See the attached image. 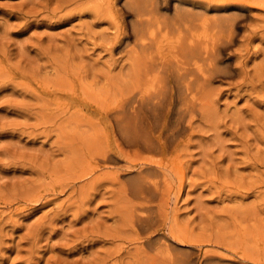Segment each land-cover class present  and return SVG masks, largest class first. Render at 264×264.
Segmentation results:
<instances>
[{"label":"rangeland","instance_id":"rangeland-1","mask_svg":"<svg viewBox=\"0 0 264 264\" xmlns=\"http://www.w3.org/2000/svg\"><path fill=\"white\" fill-rule=\"evenodd\" d=\"M138 1L0 0V264H264V0ZM203 21L196 103L173 66L147 103L148 53Z\"/></svg>","mask_w":264,"mask_h":264},{"label":"bare ground","instance_id":"bare-ground-1","mask_svg":"<svg viewBox=\"0 0 264 264\" xmlns=\"http://www.w3.org/2000/svg\"><path fill=\"white\" fill-rule=\"evenodd\" d=\"M126 1V0H125ZM128 2H129V0H127ZM130 1H132V0H130ZM133 1H135V0H133ZM138 3H139V1L138 0H136ZM143 1V0H142ZM172 1V0H171ZM141 2V1H140ZM126 3V2H125ZM132 3V2H131ZM131 3H130V6H132L131 5ZM134 4H135V2H133ZM173 3V2H172ZM194 3V2H193ZM128 5H129V3H127ZM140 4V3H139ZM194 5V4H193ZM136 6H137V4H136ZM136 6H134V8L136 7ZM139 6V5H138ZM141 7V6H140ZM143 7V6H142ZM174 7V6H173ZM177 8H178V6H176ZM129 8H131V7H129ZM181 8H182V6H181ZM222 8V7H221ZM225 8V7H224ZM138 9V8H137ZM136 9V10H137ZM149 9H151V8H149ZM174 9V8H173ZM191 9V8H190ZM190 9H188V10H190ZM218 9V8H217ZM188 10H186V11H188ZM135 11V10H134ZM133 11V12H134ZM149 11V10H148ZM151 11H153V9L151 10ZM150 11V12H151ZM204 11V10H203ZM216 11V10H215ZM220 11V10H219ZM224 11V10H223ZM150 12H149V14H150ZM156 11H154V13H155ZM176 12V11H175ZM184 12H185V10H184ZM190 12V11H189ZM195 12V11H194ZM199 12H202V10L201 11H199ZM137 13H139L138 11H137ZM182 13V12H181ZM205 13V12H204ZM140 14V13H139ZM148 14V15H149ZM162 14V13H161ZM183 14V13H182ZM199 14V13H198ZM142 15H143V13H141V17H142ZM148 15H147V17H148ZM151 15V14H150ZM154 15V14H153ZM160 15V14H159ZM180 15V14H179ZM219 14H216V16H218ZM223 15V14H222ZM144 16H145V14H144ZM167 16V15H166ZM177 16H178V14H177ZM186 16V15H185ZM211 16V15H210ZM216 16L214 17L213 16V18L215 19L216 18ZM193 17V16H192ZM198 17V16H197ZM201 17V16H200ZM199 17V18H200ZM145 18V17H144ZM165 18V17H164ZM168 18V17H167ZM180 18H182L181 16H180ZM183 18H184V16H183ZM196 18V17H195ZM143 19V18H142ZM148 19V18H147ZM166 19V18H165ZM191 20H192V18H190ZM189 19V20H190ZM202 19V18H201ZM200 19V20H201ZM212 19V18H211ZM214 19H212L213 21H214ZM219 19V18H218ZM132 20V19H131ZM144 20V19H143ZM181 20V19H180ZM196 20V19H195ZM130 21V20H129ZM133 21V20H132ZM147 21V20H146ZM166 21H168V20H166ZM182 21H183V19H182ZM205 21V20H204ZM202 22L201 23V25L200 26H198V27H200V28H202V31L200 32H198L197 33V36H195V35H189V36H185V37H182L181 38V36H177V39H176V41H170V42H168V44H169V48H171V51L173 52V57L175 58V61L174 62H169V60L167 59V57L164 55V52L161 50L159 53V55H154L153 53H148V55H147V58L149 59L148 61H147V64H145V76L147 77V79H148V82L150 83V86H152L151 88H149L148 89V102L147 103H151L154 99H156V98H158L159 100H157V102L154 100L153 101V104H154V102H156V106H154V107H157V104L160 106L161 105V103H163V101H160L161 99H162V97H161V93L163 92V88H161V91H157V81H158V79H159V82H160V86H164V88H165V85H163L162 83H163V80L165 81V79L166 78H164L163 76L164 75H162L163 73H165V74H168L167 72L169 71V67L168 66H173V67H176V70H175V74H176V80H177V85H178V87H177V92H178V99H180V101H181V103H184V102H188L189 104V106H187V110H188V108L190 107V105H191V103L193 104L194 102L196 103V100L198 99H196V93H195V90H197V89H199L198 88V86H197V89H195V85H194V83H195V79H196V76H197V78H200V80H198V81H201V77L202 78H206L207 77V72H206V69H205V67H204V64H202V60H205L206 59V53H207V55H208V57L207 58H209L210 56H209V46L208 45H202V43L204 44V40H205V38L208 36V35H205L204 36V34L203 33H205L206 31V28H207V26L208 25H206V23L205 22ZM135 22V21H134ZM134 22H133V24H134ZM138 22H141V21H138ZM147 22H150L149 20L147 21ZM146 22V23H147ZM173 22H175V21H173ZM145 23V22H144ZM153 24H155L154 22H152ZM158 23V22H157ZM179 23H180V21H179ZM200 23V22H199ZM215 23V22H214ZM143 24V23H142ZM150 24H151V22H150ZM193 24V23H192ZM132 25V24H131ZM139 25V24H138ZM137 25V26H138ZM160 25V24H159ZM158 25V27H161V26H163L164 24H162V25H160L159 26ZM142 26V25H141ZM177 26H180V25H177ZM183 26V25H182ZM217 26V25H216ZM155 27L156 26H154V27H151V28H154V30H150V31H148V32H145L144 34H143V36L140 38V40L138 41V42H141V48H142V50H148V49H150L153 45H154V40H155V35H157V33H158V31L157 30H155ZM157 27V28H158ZM167 27V26H166ZM181 27V26H180ZM184 27L186 28V25H184ZM184 27H183V29H184ZM193 27V26H192ZM146 28H148V27H146ZM151 28H149V29H151ZM189 28V27H188ZM195 28H196V26H195ZM142 29V28H141ZM149 29H145L146 31L147 30H149ZM160 29V28H159ZM162 29V28H161ZM180 29V28H179ZM138 30V29H137ZM143 30V29H142ZM141 30V31H142ZM144 30V31H145ZM140 31V32H141ZM144 31H142V32H144ZM180 30H178V32H179ZM139 32V31H138ZM140 32L138 33V34H140ZM181 32V31H180ZM135 34H137L136 33V31H135ZM181 35H183V34H181ZM133 36V35H132ZM137 36V35H136ZM139 37V36H138ZM135 38V37H134ZM139 39V38H138ZM166 39H168L169 40V37H167ZM204 39V40H203ZM148 40L150 41V42H148ZM184 40H185V42H184ZM132 41H134L133 39H132ZM226 41V40H225ZM133 43V42H132ZM127 44V43H126ZM136 45V44H135ZM134 45V46H135ZM136 47V46H135ZM184 49L186 50V49H188V51H186V52H184ZM211 49V48H210ZM141 50V51H142ZM197 50V51H196ZM188 52V53H187ZM211 52V51H210ZM139 53V52H138ZM141 53V52H140ZM142 53H145V51L144 52H142ZM138 56L140 55V54H137ZM135 57V56H134ZM134 59V58H133ZM135 59H137V57L135 58ZM138 60H140V58H138L136 61H138ZM143 60H145L144 58H143ZM147 60V59H146ZM135 61V62H136ZM142 61V60H141ZM141 61H138V62H141ZM138 62H136L138 65H139V63ZM144 62H146V61H144ZM207 62V61H206ZM135 63V64H136ZM213 63V62H212ZM214 64V63H213ZM137 65V66H138ZM142 66V65H141ZM137 68V67H136ZM140 68V67H139ZM137 71V70H136ZM141 70H139V72H140ZM213 71H215V70H213ZM138 72V71H137ZM196 72H197V74H196ZM211 72V71H210ZM138 74V73H137ZM141 74V73H140ZM162 76H161V75ZM194 74V76H195V79H194V77L192 78V75ZM3 75L4 74H2V77H3ZM143 75V74H142ZM212 75H213V73H212ZM8 76V75H7ZM145 77V78H146ZM1 78V77H0ZM137 78V77H136ZM138 79V78H137ZM136 79V80H137ZM203 79V80H204ZM141 81V80H140ZM144 81V80H143ZM143 81H141V82H143ZM197 81V80H196ZM197 81V82H198ZM197 82H196V84H197ZM206 82V81H205ZM209 82V81H208ZM138 83H139V81H138ZM199 83H201V82H199ZM135 85V84H134ZM205 86V85H204ZM203 86V87H204ZM200 87V86H199ZM202 87V86H201ZM201 87H200V89L199 90H201ZM205 88V87H204ZM204 88H203V90H204ZM199 90H197V91H199ZM206 90V89H205ZM202 91V90H201ZM200 91V92H201ZM137 93V92H136ZM135 93V94H136ZM202 93V92H201ZM203 93H205V91L203 92ZM133 96V95H132ZM201 96H202V94H201ZM203 96H204V94H203ZM172 97H173V94H172ZM203 98V97H202ZM201 98V99H202ZM169 99V98H168ZM140 100V99H139ZM138 100V101H139ZM125 102V101H124ZM132 102V101H131ZM136 102V101H135ZM172 102H173V100H171V101H169L168 102V106H165L164 107V109H165V116L167 117L168 116V114L171 112V110L173 109L172 107H171V105H172ZM200 103V102H199ZM132 104V103H131ZM134 104V103H133ZM144 104V103H143ZM137 105H138V102H137ZM205 105V104H204ZM124 106V105H123ZM158 106V107H159ZM176 106V105H175ZM203 106V105H202ZM148 107V106H147ZM147 107H146V109H147ZM151 108V107H150ZM162 108V107H161ZM194 108V107H193ZM143 109H145V108H143ZM149 109V108H148ZM185 109V110H186ZM199 109V108H198ZM200 109H201V107H200ZM152 110V109H151ZM153 110H154V108H153ZM184 109H179V112L181 113V111H185ZM126 111H128V110H126ZM191 111V110H190ZM151 112V111H150ZM178 112V113H179ZM193 112V111H192ZM201 112H202V110H201ZM137 113V112H136ZM161 113V112H160ZM177 113V112H176ZM191 114V113H190ZM195 114V113H194ZM131 115V114H130ZM138 115V114H137ZM136 115V116H137ZM157 115V114H156ZM179 115H181V114H179ZM196 115V114H195ZM132 116V115H131ZM139 116V115H138ZM159 116V115H158ZM118 117V116H117ZM182 117V116H181ZM114 118V117H113ZM116 118V117H115ZM119 118V117H118ZM150 118V117H149ZM162 118V117H161ZM133 119V118H132ZM112 120V119H111ZM114 121H115V119H113ZM117 120H120V119H117ZM135 120V119H134ZM137 120V119H136ZM121 121V120H120ZM126 121H127V119H126ZM129 121V120H128ZM127 121V122H128ZM133 121V120H132ZM154 121V120H153ZM182 122V121H181ZM184 122V121H183ZM182 122V123H183ZM173 123V122H172ZM116 124V123H115ZM133 124V123H132ZM159 124V123H158ZM120 125V124H119ZM166 125V121L163 123V127ZM121 126H123L122 125V123H121ZM133 126V125H132ZM144 126V125H143ZM157 126V125H156ZM160 126H162V125H160ZM127 127V126H126ZM140 127V126H139ZM173 127V126H172ZM120 129H122V127L120 128ZM133 129V128H132ZM138 129V128H137ZM142 129V128H141ZM140 129V130H141ZM169 130H172L171 129V127L169 128ZM135 131H137V130H135ZM128 132H130V131H128ZM148 132V131H147ZM98 133H99V131H98ZM121 133H123V132H121ZM102 134V133H101ZM124 134V133H123ZM133 134V133H132ZM143 134V133H142ZM168 134V133H167ZM98 136V135H97ZM124 136V135H123ZM134 136V135H133ZM126 137V136H125ZM130 139V138H129ZM132 140V139H131ZM130 140V142H132ZM162 140H163V137H162V135L161 134H159V136H157V135H155V133H154V131L153 132H149V133H147V135L146 134H144V135H138L137 136V138H136V140L134 141V144H136L137 146H140L141 144H143V145H145V146H147L148 148H150V149H152V148H154V147H156V144L159 142V143H161L162 144ZM129 142V143H130ZM91 143H92V141H91ZM133 144V143H132ZM93 145V144H92ZM142 145V146H143ZM165 145H162V147H164ZM141 148V147H140ZM108 156V155H107ZM150 156V155H149ZM108 159V158H107ZM96 160V159H95ZM116 162V161H115ZM153 162V161H152ZM151 162V163H152ZM100 163V162H99ZM150 163V164H151ZM160 163V162H159ZM181 163V162H180ZM149 164V163H148ZM169 165V164H168ZM87 166V165H86ZM98 166V165H97ZM113 166V165H112ZM142 167V166H141ZM149 167V166H148ZM152 167H154V166H152ZM156 167V166H155ZM159 167V166H158ZM98 170V169H97ZM96 170V171H97ZM170 170V169H169ZM168 170V171H169ZM96 171H95V173H96ZM100 171V170H99ZM98 171V172H99ZM112 171V170H111ZM113 172V171H112ZM109 175V174H108ZM184 175V174H183ZM92 177H93V173H92V175H91ZM148 176V175H147ZM91 177V178H92ZM146 177V176H145ZM150 177V176H149ZM178 177V176H177ZM175 178V177H174ZM152 181V180H151ZM150 181V182H151ZM163 183V182H162ZM149 184V183H148ZM147 183H143V184H138L137 185V193H138V191L140 192V193H143L146 189H148V191H153L154 190V188H156V185H148ZM165 184H166V182H165ZM130 185V184H129ZM185 188V187H184ZM134 191V190H133ZM168 191V190H167ZM166 191V192H167ZM170 192V191H169ZM148 194V193H147ZM172 194V193H171ZM89 196V195H88ZM92 196V195H91ZM91 196H89V199H90V197ZM164 196V195H163ZM86 197V196H85ZM159 197H161V196H159ZM158 197V198H159ZM140 198V197H139ZM85 199V198H84ZM88 199V200H89ZM141 199V198H140ZM83 201V199H81V202ZM84 202H85V200H84ZM91 202V201H90ZM83 203V202H82ZM87 203H89V202H87ZM169 203V202H168ZM84 206H85V204H83ZM80 209H82V207L80 208ZM83 210H86V209H83ZM82 210H80V212H81ZM145 211V210H144ZM151 211V210H150ZM83 212V211H82ZM84 212H86V211H84ZM83 212V213H84ZM132 214V213H131ZM142 216V215H141ZM161 219V218H160ZM145 219L143 218V217H138V221L139 222H143ZM140 223V224H141ZM138 224V223H137ZM170 227V226H169ZM147 228V227H146ZM144 231V230H143ZM141 233V232H140ZM151 236V235H150ZM155 237V236H154ZM159 237V236H158ZM162 240V239H161ZM165 240V239H164ZM159 241V240H158ZM162 242V241H161ZM160 242V245L159 244H157V245H159V251H160V253H162L165 257H167V259H168V261H166V262H169V260H173L174 258H173V255H172V251H171V247H170V245H169V243L170 242H168L167 243V241H166V243H161ZM156 247V246H155ZM158 248V247H157ZM144 250V249H143ZM155 250V249H154ZM158 249L156 250V252L155 253H157L158 254ZM152 252V251H151ZM158 254L160 257H161V255L162 254ZM157 256V255H156ZM178 257V256H177ZM155 258V257H154ZM150 259V258H149ZM184 259V258H183ZM230 259V258H229ZM151 260V259H150ZM155 260H156V258H155ZM161 261V260H160ZM182 261H185V260H182ZM155 263H156V261H154ZM172 262V261H171ZM160 263V262H159ZM165 263V262H164ZM154 264V263H153ZM163 264V263H162ZM169 264V263H168ZM230 264H232V263H230Z\"/></svg>","mask_w":264,"mask_h":264}]
</instances>
